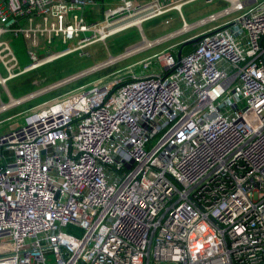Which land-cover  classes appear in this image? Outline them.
<instances>
[{"label":"built area","instance_id":"1","mask_svg":"<svg viewBox=\"0 0 264 264\" xmlns=\"http://www.w3.org/2000/svg\"><path fill=\"white\" fill-rule=\"evenodd\" d=\"M189 1L0 0V113L214 24L179 59L171 48L184 40L41 102L0 134V264H264V0L181 16L178 29L21 97L6 87ZM6 34L22 38L24 66Z\"/></svg>","mask_w":264,"mask_h":264},{"label":"rangeland","instance_id":"2","mask_svg":"<svg viewBox=\"0 0 264 264\" xmlns=\"http://www.w3.org/2000/svg\"><path fill=\"white\" fill-rule=\"evenodd\" d=\"M104 1V8L119 3V0ZM227 5L228 2L224 0H212L211 2H207L206 0L189 1L182 5L180 12L172 9L163 15H159L143 21L139 27H128L120 32L110 35L103 41L90 43L82 49H78L77 51H74L68 55H64L59 59L42 65L29 72H26L25 74L10 78L6 82V87L9 90L10 94L15 98L21 97L33 91L40 90L48 84H53L54 82H58L59 80L64 79L70 75L81 72L93 65L102 63L106 61L110 56L115 57L123 53L131 46L140 43L143 37L148 40H154L178 29L181 26V16L188 23H194L211 13L221 10ZM101 13L102 11L96 13V17L100 18ZM239 13L240 12H234L231 15L215 22V24H221L227 20H231ZM212 25L214 24L212 23L203 27L193 29L192 31L178 35L161 44L149 47L145 50H142L141 52L119 59L109 65L99 67L80 78L50 89L47 92H44L30 100L22 102L18 106L11 107L9 110L0 113V134L18 129L25 123V115L29 114L31 110L41 102L59 95H65L67 92L77 88L79 85H83L99 79L108 80L109 78L114 77L117 70H124L123 68L125 66L136 63L138 60L154 53H159L163 50H166L170 45L182 42L189 36L200 33ZM3 38L9 42L15 55L17 56L19 64L21 66L27 64L29 61L22 38L20 36H12L10 34L4 35ZM190 46L191 45L184 46L181 53L183 54L187 52L190 49ZM61 48V45L50 46V49L52 51H56ZM179 48L180 45L178 47L175 46L174 48H171V52L175 54V52ZM38 54L42 56L44 54L43 49H39ZM154 66L157 67L158 65L156 66V64H154ZM133 69L135 70V73L137 75H140L142 73L137 65H134ZM0 75H5L1 65ZM125 78L126 80L129 79V77L127 76ZM88 87H90V85H87L86 89ZM0 100L4 102L7 101V97L4 94L2 85H0ZM8 116H11V118L7 119ZM77 234H81V232L78 231ZM5 249V246L3 244H0V252H4ZM47 261L48 264H52L53 256L49 255L47 257Z\"/></svg>","mask_w":264,"mask_h":264},{"label":"water","instance_id":"3","mask_svg":"<svg viewBox=\"0 0 264 264\" xmlns=\"http://www.w3.org/2000/svg\"><path fill=\"white\" fill-rule=\"evenodd\" d=\"M201 36H196L194 38H190V39H187V40H184L181 45H180V48L177 50V53H176V58L179 59L180 56H181V51H182V48L184 46H187V45H194L200 38Z\"/></svg>","mask_w":264,"mask_h":264},{"label":"bare ground","instance_id":"4","mask_svg":"<svg viewBox=\"0 0 264 264\" xmlns=\"http://www.w3.org/2000/svg\"><path fill=\"white\" fill-rule=\"evenodd\" d=\"M137 23H138V22H137ZM146 46H147V45H143V47H146ZM124 56H126V54L117 57L116 59H114V61L117 60V59H119V58H122V57H124ZM111 62H112V59H110L109 61H107V62L104 63L103 65L110 64ZM103 65H100V66H97V67H92L91 69H89V70H87V71H84L83 73H87V72L93 71V70H95L96 68L101 67V66H103ZM82 75H83V74H82ZM80 76H81V75H80Z\"/></svg>","mask_w":264,"mask_h":264},{"label":"trees","instance_id":"5","mask_svg":"<svg viewBox=\"0 0 264 264\" xmlns=\"http://www.w3.org/2000/svg\"><path fill=\"white\" fill-rule=\"evenodd\" d=\"M180 45H181V44H180ZM192 47H193V45H191V46H190V49H189V50H191V49H192ZM189 50H188V51H189Z\"/></svg>","mask_w":264,"mask_h":264},{"label":"crops","instance_id":"6","mask_svg":"<svg viewBox=\"0 0 264 264\" xmlns=\"http://www.w3.org/2000/svg\"><path fill=\"white\" fill-rule=\"evenodd\" d=\"M182 7V6H181ZM177 53V52H176Z\"/></svg>","mask_w":264,"mask_h":264}]
</instances>
